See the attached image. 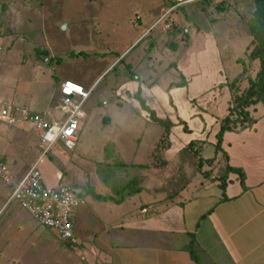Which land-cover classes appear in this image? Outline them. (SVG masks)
<instances>
[{"label": "crops", "instance_id": "crops-1", "mask_svg": "<svg viewBox=\"0 0 264 264\" xmlns=\"http://www.w3.org/2000/svg\"><path fill=\"white\" fill-rule=\"evenodd\" d=\"M3 1L16 3L20 10L28 7L22 6V3H27L26 0ZM244 1L222 0L217 4V8L235 5L234 10L240 8L244 13L246 5V3L242 5ZM3 6V3L0 4V11L10 13ZM163 13L145 23L142 31H138L141 21H137L138 23L134 21L136 25L133 30L137 35L130 45L149 30ZM178 28L183 32L181 27ZM202 32L203 35L194 36L190 59L182 64L181 69L187 84L163 88L159 81H147L134 67L135 79L121 82V85L118 83L116 92L137 107L136 110H130V115H142L145 120L152 121L149 112L134 98L139 92L158 117H169L174 122L170 137L172 147L166 152L165 157L173 155L178 158V153L190 142H204L200 158L204 162L203 171L206 170L205 166L213 167L220 160L221 154H226L225 165L243 170L244 184L237 172H225L222 175L225 181L224 189L221 187L222 178H215L216 172L215 175L208 172L197 173L196 177L201 174L204 180L195 182V177L170 197L165 184V169L153 167L155 171L149 173L151 170L149 165L156 159L152 156L156 142L154 141L152 145L151 153L143 157L139 154L140 145L133 141L127 143L124 148L116 138L113 143L115 154L120 161L142 165L134 167L138 169L133 168L135 171L133 175L142 179L137 185L141 190L127 196L120 203L113 200H96L91 195L84 196L85 203L74 215L77 242L72 244L61 241L52 229L40 225L18 202L8 203L12 188L7 184L9 192L6 189L2 192V196H6L7 199L0 205V264H264V111L255 116L257 121L252 127L240 131H226L221 152L214 149V153L204 155V148H216L220 121L229 113L232 96L227 86L217 94L216 92L207 94L213 86L222 83L225 75L221 73L224 66L218 55L217 41L208 33L209 31ZM5 33L0 32V36ZM10 36L14 38L15 34L13 36L10 33ZM4 39L0 38V103L4 106L27 107L31 111L44 114L50 121L62 120L64 118V113L60 109L62 83L66 80H75L68 75L55 74L54 69H48L47 65L50 62L41 61V55L36 54L33 39L29 44L33 48L32 53H26L31 50H23V38L15 37V41L10 44ZM16 45L20 46L16 48ZM208 45L216 48L218 59L216 72L219 79L194 94L190 92L189 86L193 78L198 80L202 74L198 54L206 51ZM54 56L52 54V57ZM6 58L9 60L14 58V62L10 61L5 65L2 59L5 62ZM113 63L114 59L106 67L101 68L93 82L81 79L75 82L83 85L86 90H92L93 93L96 83ZM24 65L32 68L30 77H23ZM45 69L48 70L49 88L45 80H42ZM183 90V99H180L178 93ZM206 97L213 100L212 103H206L204 100ZM162 103L168 105L166 109L162 108ZM123 114L126 115L125 112ZM123 114L121 113L122 119ZM185 125L189 129L188 132L184 130ZM130 127L121 126V130L131 131ZM4 137L13 142V145L14 140L37 138L35 147L39 153L42 151L39 132L29 123L12 125L0 120V140ZM0 147L6 157L1 151L0 155L13 177L16 179L23 177L26 171L19 174L21 167L12 166L16 159V148L13 155H8L7 146L0 142ZM53 150V153L64 152L59 144ZM212 158H215L213 164L206 162ZM158 162L160 163V160ZM44 163L42 169L45 183L51 186L64 183L60 170L46 161ZM110 193L109 195L115 196ZM88 197L93 200L88 202ZM4 205L14 207L16 212L13 216L10 214L4 218L7 209ZM3 218L5 220H2ZM193 241L197 261L192 257L188 247Z\"/></svg>", "mask_w": 264, "mask_h": 264}, {"label": "rangeland", "instance_id": "rangeland-1", "mask_svg": "<svg viewBox=\"0 0 264 264\" xmlns=\"http://www.w3.org/2000/svg\"><path fill=\"white\" fill-rule=\"evenodd\" d=\"M26 1L27 3H22V6L28 7L20 10L16 3H4L2 0L3 8H7L10 13L5 14L0 11V32H6L0 38H5L8 44L14 42L15 37L16 39L23 38V50H31L26 53H32L33 48L29 44L33 39L36 54L37 50H40L41 61L50 62L47 68L54 69L57 75L71 76L70 78L75 81L81 79L93 82L101 68L106 67L114 59L113 65L98 80L92 96L84 105L88 117L80 129L75 148L68 150L63 144L58 143L63 147L64 152L53 153L54 150H52L49 153L50 156L48 155V160L47 158L44 160L60 170L65 184L86 197L91 195L92 189L109 195L113 186H119L135 178L137 180L135 187H137L142 181L140 176L133 175L134 169L138 168H125L118 165L122 161L115 154L114 139L117 138L124 148L127 143L134 141L141 147L139 154L145 157L151 153L154 141L158 142L161 137L162 127L154 121L153 123L145 120L142 115H130V110H136L137 107L116 92L118 87L116 85L127 81L134 67L142 77H146L147 81H159L163 88L179 83L187 84L184 72L182 73V64L190 59L194 36H201L204 34L202 31H209L208 33L213 35L217 41L218 55L224 66V71L221 73L225 76L222 83L213 86L207 94H214V92L217 94L225 86L232 94L229 83L238 76L240 79L234 86V90L241 93L249 86V79L254 78L259 69L258 61H251L248 57L251 37L248 34L247 23L255 9V4L251 0L243 2V6L246 3L244 13L240 11V8L234 10L235 5H224V8L218 9L217 5L203 6L201 2L182 6L174 11L173 5L178 0ZM163 12L170 13L167 19L173 21L174 26L177 27L169 29L166 27L168 23L163 25L164 22H160L161 24L158 25L156 22L136 42H133L134 44L130 45L137 35L133 30L134 25L141 21L138 31H142L145 23L156 19ZM178 26L190 28L189 33L180 32ZM10 33L13 36L15 34V37L12 38ZM173 45H176L177 49L174 50ZM18 46L20 45H16V48ZM78 52H84L87 55L71 56ZM52 54L55 56L52 57ZM14 58L10 60L6 58L5 62L2 59V62L6 65L7 62H14ZM198 60L202 66V74L198 80L193 78L189 86L190 92L194 94L206 89L208 85L216 83L219 79L218 72H216L218 59L215 47L208 45L206 51L198 54ZM31 71L32 68L24 65L23 77H30ZM42 76V80H45L49 88L47 69ZM178 94L180 99H183L184 90ZM207 98L204 99L206 103H212L213 100ZM161 106L166 109L168 105L162 103ZM231 106L232 104L229 109ZM251 108L253 116L264 111L261 104L253 105ZM120 112L126 113V115L123 114V119ZM121 126H131V131L121 130ZM0 142L7 146L8 155H13L16 148V159L12 162V166L21 167L19 174L27 172L41 155L35 147L38 142L37 138L14 140L13 145V142L4 137ZM171 147L170 145L165 150V154ZM202 148L203 145L197 144L184 154L178 153V158L169 155L163 159L159 155L160 163L158 164V159L150 163L149 173L155 171L153 167L165 169V184L170 197L178 189L191 182L197 173L208 172L215 175L216 172L215 178H221L227 167L225 157L221 154L220 160L213 167H208V169L205 166L206 170L203 171L204 162H200ZM204 149V155L209 156L216 148ZM210 150H212L211 153ZM0 151L5 155L1 147ZM105 153L111 154L112 161L105 159ZM103 178H107L108 183ZM201 180L204 178L199 174L194 181L200 182ZM4 189L9 192V186L0 179V205L7 199L6 196L3 195L5 198L2 196ZM91 199L88 197L87 201L90 202ZM7 200L11 203L10 198ZM5 205H8L7 202ZM6 208L4 218L10 214L13 216L16 212L13 206ZM4 218L2 220H5Z\"/></svg>", "mask_w": 264, "mask_h": 264}, {"label": "built area", "instance_id": "built-area-1", "mask_svg": "<svg viewBox=\"0 0 264 264\" xmlns=\"http://www.w3.org/2000/svg\"><path fill=\"white\" fill-rule=\"evenodd\" d=\"M196 2L218 3L222 0H178L173 9ZM164 13L156 24L164 22L167 28L174 26ZM179 29V28H178ZM188 34V28H182ZM92 90L72 80L62 83L60 109L64 118L50 121L44 114L31 111L22 106H4L0 103V120L8 124L29 123L39 132L41 155L33 166L21 178L13 177L3 157L0 155V179L12 188L10 200L16 201L26 209L40 225L52 229L63 242L76 243L74 215L85 203L76 190L68 184L47 185L44 181L42 164L58 143L73 150L78 142L79 132L87 118L84 108Z\"/></svg>", "mask_w": 264, "mask_h": 264}, {"label": "trees", "instance_id": "trees-1", "mask_svg": "<svg viewBox=\"0 0 264 264\" xmlns=\"http://www.w3.org/2000/svg\"><path fill=\"white\" fill-rule=\"evenodd\" d=\"M255 4V9L253 11L252 17L248 20V34L251 37L248 51H249V60L258 61L259 69L254 78L249 79V86L241 93L235 91V87L238 80L240 79L236 77L232 82L229 83L230 88L232 89L231 99V108L229 109V113L220 121V129L217 133V143H216V152H221L222 150V140L223 135L226 131H240L246 128L252 127L253 124L257 121L256 117L252 115L251 111L253 105L261 104L264 107V0H253ZM218 3H210V2H202L204 5H217ZM172 48L177 49L176 45H173ZM37 54H40V50H37ZM73 55H85L84 52L73 53ZM129 79H135L136 73L132 72ZM183 84L179 83L177 86H181ZM135 99L139 100L141 107L144 110H147L150 114V118L156 124L160 125L163 129L161 137L158 142H156L154 149L152 150V156L156 159H160L162 157L165 158V150H167L170 145V133L171 128L174 126V122L169 118H160L156 115V112L152 110L147 104L145 99L139 94H135ZM180 123H184L180 121ZM184 129L188 132L189 129L185 125ZM203 145L204 142L201 141H192L190 142L181 153L184 154L188 150H192L195 145ZM201 153V152H200ZM224 153V152H223ZM219 154V153H218ZM110 153H105V159L108 161L111 156ZM160 155V157H159ZM224 157H227L226 154H223ZM215 158L206 160V162L213 163ZM164 161L162 160V163ZM201 162V160H200ZM159 164V162H158ZM119 166L128 168V167H140L142 165L137 164H126L124 162H120ZM144 166V165H143ZM237 172L240 176L242 184H244V172L243 170L235 167H231L227 165L226 172ZM222 178V179H221ZM221 187L225 188V181L223 180V176L221 177ZM106 183H108L107 178H103ZM136 179L133 178L119 186H113L112 193L116 196L111 195H102L95 190H91L90 194L96 199L100 201L113 200L116 203L122 202L127 196L137 193L141 190L140 187H135ZM81 197L84 196L78 193ZM190 253L192 257L197 261V257L194 251V241L189 244Z\"/></svg>", "mask_w": 264, "mask_h": 264}, {"label": "water", "instance_id": "water-1", "mask_svg": "<svg viewBox=\"0 0 264 264\" xmlns=\"http://www.w3.org/2000/svg\"><path fill=\"white\" fill-rule=\"evenodd\" d=\"M123 56H121V58H122Z\"/></svg>", "mask_w": 264, "mask_h": 264}]
</instances>
